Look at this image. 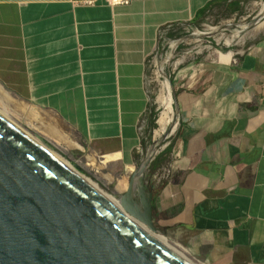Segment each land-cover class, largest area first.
<instances>
[{
	"label": "crops",
	"instance_id": "obj_1",
	"mask_svg": "<svg viewBox=\"0 0 264 264\" xmlns=\"http://www.w3.org/2000/svg\"><path fill=\"white\" fill-rule=\"evenodd\" d=\"M231 1L0 0V97L30 126L19 107L33 108L10 93L43 110L64 129L54 144L82 150L87 162L134 165L152 119L146 62L160 32L197 28ZM248 33L235 55L182 66L172 81L170 176L152 211L208 264H264V22Z\"/></svg>",
	"mask_w": 264,
	"mask_h": 264
},
{
	"label": "water",
	"instance_id": "obj_2",
	"mask_svg": "<svg viewBox=\"0 0 264 264\" xmlns=\"http://www.w3.org/2000/svg\"><path fill=\"white\" fill-rule=\"evenodd\" d=\"M150 158L116 205L0 113V264H191L139 224L156 231Z\"/></svg>",
	"mask_w": 264,
	"mask_h": 264
},
{
	"label": "rangeland",
	"instance_id": "obj_3",
	"mask_svg": "<svg viewBox=\"0 0 264 264\" xmlns=\"http://www.w3.org/2000/svg\"><path fill=\"white\" fill-rule=\"evenodd\" d=\"M231 3L233 4L235 11L226 9V11L219 17H211L205 24L197 28L189 30L184 29V31L177 36H172L169 30H162L160 32L156 50L148 56L146 62V80L150 95L151 109L154 108V111L156 112L155 119H153L154 126L149 131L147 128L142 131L139 142L140 144L134 157V165L120 167L118 156L111 159H108V156H106L97 160V164L101 165L102 167V172L100 174L96 172L94 165L89 166L86 164L87 158L85 156V152L82 150L74 147L64 150L63 148L57 146V144H54L50 137L53 138L54 135L56 137H64L63 135H60V133L64 134V129L61 128L59 124L50 122L47 116H44L43 110L41 111L37 108L40 111L39 112L36 110V108H34L35 106L33 107L32 103L23 98H18L19 96L12 92L10 95L15 98L16 101H22L27 104L29 108H33L32 110H28L24 108L25 106L19 107V109L23 108L26 110L27 116L31 117V126L27 123L28 120L23 115L21 117L17 113L18 107L12 109L10 107V103L6 100H2L1 97L0 109L12 120H14L18 126L28 132L29 135L34 137L41 144L45 145L61 160L71 164L72 167L77 169L79 173L87 180L98 186V189L102 193L111 196L116 200L125 192V190H119L117 188L119 182L126 181L128 184L130 175L141 164L147 150L149 152L150 149L156 146L157 150L154 155L151 156L143 175L144 185L146 186L147 190L152 193V199L154 202L156 195H153L160 188L162 176H168L167 179L170 176V173L165 174L164 168L166 167L168 160L171 161L172 159V156L169 152L167 153V150L172 139L174 138L176 131V115L175 109L173 107L174 114L172 113L173 115H171L173 118L168 125L167 130L164 132V134H162V136L158 137L157 135V132L160 131L158 119L160 114L164 111V106L158 100V97L163 90V81L167 79L168 82H171L172 87L170 86V90L173 98L176 87L172 81H174L178 73L180 74L183 71L181 70L182 66L192 64L197 61L204 62L209 60H217V58L221 60L230 58L231 54L232 56L235 55L236 52L244 49V47L249 44V30L252 27L264 22V0H232ZM40 113H42V115H40ZM42 117L43 119H41ZM43 120H46L48 124L44 123ZM37 121L43 123L38 127L45 128L48 135L43 133L40 129H37L36 126L35 127L37 130L32 127V123ZM51 129H54L59 133L51 132ZM162 151H165L166 154L161 158V166L155 169L152 165V162H154L155 157L161 156L160 152ZM109 160L112 161L116 167H113L109 164L105 165ZM107 176L110 178V180L107 178ZM152 218L154 221V227L156 229L155 232L158 233L154 234L156 238H159L162 242L180 251L193 264H208L196 254H193L187 247L185 241L181 243L176 239L178 237L175 236V230H171L170 226L161 225L158 218L154 219L153 211Z\"/></svg>",
	"mask_w": 264,
	"mask_h": 264
},
{
	"label": "bare ground",
	"instance_id": "obj_4",
	"mask_svg": "<svg viewBox=\"0 0 264 264\" xmlns=\"http://www.w3.org/2000/svg\"><path fill=\"white\" fill-rule=\"evenodd\" d=\"M263 10V9H262ZM163 73V72H162ZM160 75V74H159ZM162 75V74H161ZM172 87V86H171ZM158 100L161 102V104L164 106V111L160 114L159 116V119H158V122H159V125H160V131L157 132V135L158 137L159 136H162V134H164V132L167 130V127L168 125L170 124V122L172 121V118L174 113V110H173V106H172V102H173V98H172V95H171V90H170V83L168 82L167 79H165V81H163V90H162V93H160L159 97H158ZM0 113L8 118L11 122H13L7 115H5L3 112L0 111ZM173 113V114H172ZM14 123V122H13ZM15 124V123H14ZM16 125V124H15ZM18 126V125H17ZM21 128V127H20ZM22 129V128H21ZM25 131V130H24ZM28 134V133H27ZM165 137V136H164ZM39 142V141H38ZM40 143V142H39ZM43 145V144H42ZM49 152H51L45 145H43ZM157 148L156 146H154L152 149L149 150L148 154L149 156H153L154 153L156 152ZM52 154H54L53 152H51ZM55 155V154H54ZM59 160H61L57 155H55ZM62 162H64L63 160H61ZM66 165L70 166L72 168V165L69 164L68 162H64ZM87 165H94L95 166V169H96V172L100 173L101 174V165H98L96 160L95 159H91V160H88V162L86 163ZM74 168V167H73ZM84 177V176H83ZM85 178V177H84ZM108 178V176H107ZM86 179V178H85ZM110 180V178H108ZM89 181V180H88ZM90 183H92L91 181H89ZM92 185L96 188H98V186H96L94 183H92ZM127 182L126 181H120L117 188L120 190H126L127 188ZM104 194V193H103ZM105 196H107L108 198L112 199L113 202L118 205L119 202H118V199H114L112 198L111 196H108L106 194H104ZM120 207V205H119ZM121 208V207H120ZM140 226L142 228H144L145 230H147L150 234H152V236H154V234H158L154 231H151L147 228L146 225L142 224V223H139ZM160 235V234H159ZM158 235V236H159ZM162 236V235H160ZM155 237V236H154ZM156 238V237H155ZM162 238H164L162 236ZM158 240H160L159 238H157ZM165 239V238H164ZM161 241V240H160ZM180 246V245H179ZM172 248V247H171ZM174 249V247L172 248ZM177 253H179L184 259H186L188 262H190L191 264H193L191 261H189L186 256L184 254H182L180 251H178L177 249H174ZM184 250V249H183ZM182 250V251H183ZM185 251V250H184ZM186 252V251H185Z\"/></svg>",
	"mask_w": 264,
	"mask_h": 264
},
{
	"label": "trees",
	"instance_id": "obj_5",
	"mask_svg": "<svg viewBox=\"0 0 264 264\" xmlns=\"http://www.w3.org/2000/svg\"><path fill=\"white\" fill-rule=\"evenodd\" d=\"M235 5H236V2H235ZM231 11H235V8L233 7V4L231 5ZM155 114H156V112L154 111V108H152L151 109V118L152 119H150V121H149L148 128H147L148 131L151 130V128H153V126H154L153 119H155ZM170 145H171V143H170ZM170 145H169V147H170ZM156 162H157L156 159H154V162H152L153 163L152 164L153 167L155 166Z\"/></svg>",
	"mask_w": 264,
	"mask_h": 264
},
{
	"label": "built area",
	"instance_id": "obj_6",
	"mask_svg": "<svg viewBox=\"0 0 264 264\" xmlns=\"http://www.w3.org/2000/svg\"><path fill=\"white\" fill-rule=\"evenodd\" d=\"M109 5L128 4L129 0H105ZM195 35V34H194Z\"/></svg>",
	"mask_w": 264,
	"mask_h": 264
}]
</instances>
